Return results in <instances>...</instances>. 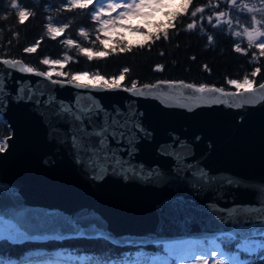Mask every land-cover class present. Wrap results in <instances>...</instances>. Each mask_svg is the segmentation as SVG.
<instances>
[{
    "label": "water",
    "instance_id": "95a60500",
    "mask_svg": "<svg viewBox=\"0 0 264 264\" xmlns=\"http://www.w3.org/2000/svg\"><path fill=\"white\" fill-rule=\"evenodd\" d=\"M16 61L0 63V215L34 238L15 242L150 246L264 225V89L245 102L157 82L141 95Z\"/></svg>",
    "mask_w": 264,
    "mask_h": 264
},
{
    "label": "trees",
    "instance_id": "16d2710c",
    "mask_svg": "<svg viewBox=\"0 0 264 264\" xmlns=\"http://www.w3.org/2000/svg\"><path fill=\"white\" fill-rule=\"evenodd\" d=\"M94 1L80 9L72 7L70 0H16L19 7L14 9L11 0H0V59L20 60L25 67L41 72L51 69V65L42 63L43 60H61L63 65L57 67L51 76L60 81H72V76L81 72L112 80L127 68L125 79L120 81L123 88H130L133 81L137 87L157 82H184L195 87L233 92L237 89L228 83L229 80L242 82L247 76L254 82L253 87L264 83V56L260 55L256 45H249L244 32L245 28L264 31V0H237L235 6L231 0H192L186 12L181 11L179 5L169 4L152 22V30L143 31L153 34L143 43L144 47L130 44L119 31L111 37L105 35L101 17L93 19V9H97ZM253 7L256 10L249 11ZM20 8L29 14L24 21L19 19ZM196 8L203 11L192 16ZM253 17L259 21L258 24H252ZM169 23L172 27L165 28ZM190 23H194L192 29L187 27ZM50 26L62 31L53 35ZM165 31L167 39L163 34ZM156 34L160 35L159 39H155ZM105 39L112 42L107 49L101 43ZM68 40L73 43L67 44ZM260 42H264V37L256 43ZM237 45L241 48L240 52L235 50ZM30 47H34L35 51L27 52ZM121 47H130L131 50L119 52ZM82 48L92 49L91 59L81 51ZM113 48L117 51L113 52ZM99 51L110 54L100 57L95 54ZM257 67L260 72L252 76ZM57 72L64 75H57ZM99 85H103V81H99ZM9 135L7 124L0 118V145L5 146ZM138 247L145 250L141 252ZM221 247L226 252L240 255L241 259L252 260L253 264H264V255L260 253H238L237 241L222 244ZM38 249L45 251L39 255L32 253ZM29 251L27 257L34 264H47L56 254H63L60 264H79L77 258L84 256L115 260L135 257L137 253L166 254L162 244L119 246L100 236H76L42 242L0 240V260L6 264H24L26 257L23 255ZM170 264H177L174 258Z\"/></svg>",
    "mask_w": 264,
    "mask_h": 264
},
{
    "label": "snow or ice",
    "instance_id": "6c2138e0",
    "mask_svg": "<svg viewBox=\"0 0 264 264\" xmlns=\"http://www.w3.org/2000/svg\"><path fill=\"white\" fill-rule=\"evenodd\" d=\"M72 7H78L80 9H84L88 7V5L92 2V0H70ZM232 4L235 6L236 0H231ZM192 0H182L181 7L186 12L189 5H191ZM165 0H124V2L117 3L112 2L107 4V11L109 13V19L101 20V24L103 30L105 32L108 31L109 26L111 27H123V24L117 25L116 21L119 20H127L129 18L141 17V16H149L152 12L159 11L161 8L165 7ZM11 7L16 9L19 7L16 0H11ZM247 7V5H245ZM117 9H122L115 18L111 17V13ZM145 9H151V12L144 11ZM104 5H101L100 8L93 9L95 15L93 19H97L99 17V13L104 11ZM252 9H249L251 11ZM202 8H196L192 11L191 15L196 16L197 12H202ZM19 19L20 21H24L28 17V12L20 8L19 12ZM221 16L223 13L220 14ZM175 15L173 19H175ZM259 21L256 20L255 17L252 18V24L256 25ZM172 27V24L166 25L165 28ZM189 29L194 27V23H190L187 25ZM50 31H55L57 33L61 32L62 29H49ZM128 31H138L133 29H127ZM245 34L247 35L249 45H256L259 48L260 55L264 56V42H260L257 44L256 42L260 40L261 37H264V31H261L259 28H253L252 31H249L247 28L244 29ZM84 35V33H81ZM145 35V40L150 39L153 34L152 33H141ZM165 39H167V31L164 33ZM237 36L240 33H236ZM55 38V37H53ZM160 35L156 34L155 39H159ZM99 39V37H97ZM211 41V37H209ZM67 44H72V40L66 41ZM101 43L107 49L109 45L112 43L109 40H103ZM139 47H144L143 44H140ZM131 48L121 47L118 49L119 52L130 51ZM237 52L241 51L239 45L236 46L235 49ZM27 52H34L35 48L30 47L26 49ZM81 51L88 56L89 59L93 56V51L90 48H82ZM113 52L117 51V49L113 48ZM97 56L105 57L108 56L110 53L108 51H99L95 53ZM0 63L8 65L10 67L16 68L19 64L18 61L2 59ZM42 63L44 64H61V60L49 61L47 59L43 60ZM19 70L21 72H33L34 70L31 67H20ZM128 72V69L125 68L122 70L119 76L113 78L112 80H105L103 76H97L94 79L99 81H103V87L107 89H117L122 87L120 81L125 79L124 73ZM260 72V68L257 67L253 72L252 76H255L257 73ZM37 75L46 76L49 79L52 76V72H38ZM57 75H64L63 72H57ZM88 73L81 72L79 74H74L72 76V81H82L83 77L87 76ZM53 83H59V81H53ZM229 84L233 85L237 91L234 93H227L224 92L223 89H207L205 86H201L196 89V91L200 93H204L205 91H213V92H220L225 96H232L233 98H239L246 102V93H250L254 91L253 85L254 82L250 80L247 76L243 79L242 82L237 80H229ZM88 85L83 83H77L76 87H87ZM93 87L98 86L97 84H93ZM145 87H148L147 85ZM187 87L192 88L193 85H187ZM260 89H264V83L259 84ZM125 91L134 92L136 94H143L142 91L137 87L135 81L132 82L130 88H125ZM243 90V91H241ZM91 109H81V111H90ZM80 119V116L76 117ZM103 143V142H101ZM3 145H0V152L4 151ZM244 211H252L251 209H244ZM264 219V217H261ZM76 227V225H73ZM259 237V239H257ZM8 239L10 241H22V240H30L34 237L30 236L26 231L21 230V226L18 223L13 222L12 220H5L3 215H0V240ZM232 241H237V252L238 253H247V254H256L260 253L264 255V225L257 228L253 226L250 229H245L243 227L237 229L232 233H228L226 236L222 237H213V238H205L202 241H197L193 246L190 248H185L179 245L173 244H165V255L163 256H149L145 253H137L135 257H124L123 259H115V260H106L102 257L98 256H84L78 257L77 260L79 264H170L175 258V261H184L189 257L196 261V264H253L252 260L249 259H241L240 255L238 254H231L230 252H226L221 245L225 243H231ZM63 254H56V257L47 262V264H60V257ZM71 258V257H69ZM0 264H6L5 261L0 260ZM15 264V262H12ZM24 264H34L30 260V258L26 257Z\"/></svg>",
    "mask_w": 264,
    "mask_h": 264
},
{
    "label": "rangeland",
    "instance_id": "374dc122",
    "mask_svg": "<svg viewBox=\"0 0 264 264\" xmlns=\"http://www.w3.org/2000/svg\"><path fill=\"white\" fill-rule=\"evenodd\" d=\"M94 0H92L93 2ZM237 1V0H236ZM95 7L100 8L101 5H104L105 10L99 13V17H101V20H107L109 19V13L107 11V4L108 3H112V2H117V3H121L124 2V0H95ZM232 3V2H231ZM179 5V8L181 11H184L181 7L182 4V0H165V5ZM161 8L159 11L156 12H152L151 15L145 17V16H141V17H135V18H129L127 20H119L116 21L117 25L123 24V27H111L109 26L108 31L105 32L103 30V33L105 35H108V37H111L112 34L115 31H119L121 33H123L127 38L130 44H143L146 40H145V36L142 35L141 33H143V31H150L152 30V22L155 21L158 17V13L161 12L164 8ZM252 12H254L256 10V8H251ZM122 11V9H117L115 11H113L111 13V17L115 18L117 16V14ZM144 11L146 12H151V9H145ZM51 29H57L55 26H50ZM103 28V27H102ZM133 29V30H138V31H128L127 29ZM51 33L53 35H58L59 33L55 32V31H51ZM109 39V38H108ZM106 40V39H105ZM50 61V60H49ZM49 65H51V69L49 71L52 72V74L54 73V71L57 69V67H61L63 65V62L61 64H53V63H49ZM48 71V72H49ZM96 76H92V75H87L85 77H83L82 81H75V83H83L86 85H93L95 84H99V80L94 79ZM197 241H202V240H197ZM197 241H187L185 243L182 242H165V243H161L165 249V244H173V245H179L185 248H190L193 242H197ZM137 249H140L139 251L143 252V250H145V248H140L138 247ZM45 251V249H38V250H34L32 253L35 255H39L41 252ZM31 251L25 253L23 256L27 257V255L30 253ZM149 256H160L159 254H150ZM175 260V258H174ZM11 264V262H8L7 264ZM177 264H196V261L192 260L190 257L184 261H176Z\"/></svg>",
    "mask_w": 264,
    "mask_h": 264
},
{
    "label": "bare ground",
    "instance_id": "6f19581e",
    "mask_svg": "<svg viewBox=\"0 0 264 264\" xmlns=\"http://www.w3.org/2000/svg\"><path fill=\"white\" fill-rule=\"evenodd\" d=\"M180 242L185 243V242H187V240H182V241H180ZM195 243H196V242H193L191 246H193Z\"/></svg>",
    "mask_w": 264,
    "mask_h": 264
}]
</instances>
